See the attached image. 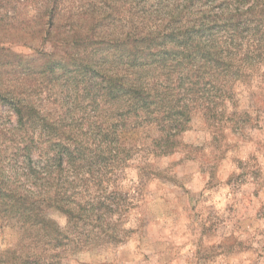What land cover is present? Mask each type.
Here are the masks:
<instances>
[{"label":"rangeland","instance_id":"1","mask_svg":"<svg viewBox=\"0 0 264 264\" xmlns=\"http://www.w3.org/2000/svg\"><path fill=\"white\" fill-rule=\"evenodd\" d=\"M52 2L0 0V88L23 94L44 119L19 123L0 103V174L8 182V196L0 199V264H264V102L256 109L250 95L264 97L248 89L252 79L237 76L234 104L222 111L221 105L194 111L175 132L176 145L159 157L135 143L131 131L120 144V129L145 110L120 100V76L141 80L151 93L164 88L165 98L181 108L193 93L185 92L190 78L159 69L151 55L163 47L177 53L180 37L162 33L214 17L224 21L249 2L57 0L51 26ZM48 30L52 35L44 39ZM148 32L157 35L152 42L131 41ZM73 33L90 39L75 46L66 42ZM221 34L214 42L224 48ZM124 39L130 42L122 45ZM78 52V61L102 68L88 80L98 98L91 106V95L83 98L91 78L74 80L82 76L61 67L36 75L52 61L67 62L69 70L81 65L70 58ZM27 69L22 79L19 72ZM42 123L51 132L41 131ZM60 152L74 155L70 166ZM17 193L30 201L55 197L22 206L12 200Z\"/></svg>","mask_w":264,"mask_h":264},{"label":"trees","instance_id":"2","mask_svg":"<svg viewBox=\"0 0 264 264\" xmlns=\"http://www.w3.org/2000/svg\"><path fill=\"white\" fill-rule=\"evenodd\" d=\"M247 1L249 4L245 10H240L238 7H234L233 16H230L224 21L219 20L222 18L218 17V19H216L214 17L210 21H205L201 26L200 24L191 22L184 28L180 26L181 28H174L168 32L162 33L164 38H168L169 36H173L174 38L180 37L175 39V42H177L178 45V50H176L177 53L172 49L163 47V49L152 51L151 55L155 57L153 59L154 61L161 62V65L158 66L159 69L165 67L170 68V70L179 69L180 73L184 76V79L190 78L188 79L185 92L187 90H193V93L190 95L189 101L184 99V97L182 98L183 102L181 108L177 109L175 105H172L171 100L165 98L163 94L164 88L157 90L154 89L151 93L152 89L150 90V88H146L141 80H130L131 82L128 83L127 80H124L123 76H120V100L126 103V105H136L137 108L139 107L138 109H145L142 111L140 119L135 122V124L132 126L129 124L131 127H129L128 130L127 126L120 129V144L125 139L127 131H131L132 134L135 133V143L142 141L141 145L143 148L150 147V150L155 154L154 156L159 157L160 155L165 154L171 146L176 145L177 142L173 137L175 132L180 126H182V124L191 120L194 111H199L198 109H202L203 112H205L204 109L214 111L218 109L219 105H221L220 109L222 111L227 108V105L234 104V98H232L234 96V91L231 84L234 85V82L239 80V77H237L238 75L243 76L244 78L247 77L248 80L252 79V86L248 89L254 87L256 88L255 93H257V95L262 93V97H264V0ZM56 3L57 0H53L48 7L47 14L49 16V21L47 20V22L51 24V26L53 23L52 13L55 10ZM228 11L229 9L226 10V12ZM81 14H84V12H81ZM171 19H173V17L170 15V20ZM4 24L7 23L5 22ZM214 27H217L219 30L211 31L212 34L209 35H205L202 30L212 29ZM219 32L222 33L221 36L226 43L224 48L214 42V35ZM51 35V31L48 30L43 37L46 39ZM200 36H206L207 39L204 40ZM137 37L131 38V41L135 42L141 40L152 42L157 35L148 32ZM128 38H130V36ZM84 39H90V37L80 33H73L69 38H66V42L75 44L76 46L78 42ZM122 42V45H124L130 41L124 39ZM189 42L192 44L189 45ZM134 47L135 44L132 43V49ZM132 51L133 50H131L129 54H133V57H135V54ZM39 52L40 55L38 54L35 59L36 62H40L41 57L45 56L46 53L45 50ZM194 52H196V54H194ZM78 57L79 52L77 57L75 54L70 58L72 61H76ZM120 58L122 59V57ZM77 62L81 65L78 64L79 66H77V64H75V68L69 70L66 66L67 62H61L60 60H58V62L52 61L50 63L51 67L48 68V71L45 72L44 69L40 71L38 70L36 71V75H46L45 73L49 71L53 73L54 67H61L69 75L72 73L73 77H77V75L82 76L81 79L74 80L84 81V76L91 78L85 80L86 87L84 85L83 88V91L87 95L83 98L91 95V101L87 103V105L91 106L97 102L98 98L91 94L88 80L92 81L93 75L102 72V68H98L100 65L96 66V64L95 66H92L90 63L80 62L78 60ZM123 64H121L120 69L123 68ZM28 68L30 67L28 66ZM96 68L99 69V71H96ZM28 72H30V69L21 70L19 75L22 74V79L24 77L27 78L30 74ZM87 72H89V76L86 74ZM248 80L246 84L248 83ZM102 84H104L102 81L95 83L96 91L101 89ZM196 91L199 92V94L194 96ZM110 93L111 92L109 91L107 95H110ZM202 95L205 97L203 101L200 99ZM159 96H162L163 98H160ZM254 96L255 95L252 94L250 95V98L253 99L256 109H261L264 104L261 106L258 102H264V98H254ZM165 99H167V101ZM199 99L202 104H199ZM0 103L9 106V108L15 113L19 123L29 121L34 124L37 120H41V122L44 120L38 115L36 106L33 103H30L27 98H24L23 94L21 96L18 94L13 95L12 91L7 88H0ZM124 113L125 111L120 112V118L123 117ZM121 121L122 125H128L125 120ZM137 127L140 131H137ZM239 127H242V123ZM49 128V126L42 123L40 130L51 132ZM75 129L76 128H70V130L74 131L76 135L83 134L82 131ZM154 132L157 133L156 136L152 135ZM60 153L61 156H69L68 160H71L67 162V165L70 166L74 155L71 153ZM60 160L61 158L53 160L54 162L57 161V166L59 168L60 162L58 161ZM2 179L5 178L0 174V199H2V195H4V197L8 196L5 185L8 182L3 181ZM16 189L17 188H13V191H16ZM16 195L17 198L14 196L15 199L12 198V200L22 201V206H25L26 203L34 204L44 201L50 202L52 201L51 199L55 197L51 198L45 194L46 197L44 198L30 201L22 199L24 195L21 193H17ZM6 201L7 200L2 201L3 205H6ZM8 203L10 206L17 205H13L11 202ZM56 208H59L58 204H56ZM32 219L34 220V217Z\"/></svg>","mask_w":264,"mask_h":264}]
</instances>
